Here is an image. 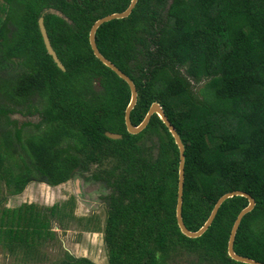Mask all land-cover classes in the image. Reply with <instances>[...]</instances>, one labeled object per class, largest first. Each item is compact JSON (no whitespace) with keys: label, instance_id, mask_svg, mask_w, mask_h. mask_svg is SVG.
I'll return each instance as SVG.
<instances>
[{"label":"trees","instance_id":"1","mask_svg":"<svg viewBox=\"0 0 264 264\" xmlns=\"http://www.w3.org/2000/svg\"><path fill=\"white\" fill-rule=\"evenodd\" d=\"M130 2L0 0V181L10 197L76 177L109 192L102 226L77 220L66 205L57 209L59 222L101 232L108 264H169L178 252L208 264H242L228 257L227 243L247 199L225 201L200 239L182 236L174 139L156 115L140 135L127 134L129 87L92 54V25ZM45 9L64 16L47 15L45 25L66 72L41 35ZM95 38L99 53L136 87L132 126L158 103L182 140L187 230L198 232L224 194L245 192L256 204L241 220L234 251L264 264V0H138L129 17L103 24ZM11 218L0 224V245L8 235L17 260L36 258L45 214L24 207ZM58 264L93 263L66 254Z\"/></svg>","mask_w":264,"mask_h":264},{"label":"rangeland","instance_id":"2","mask_svg":"<svg viewBox=\"0 0 264 264\" xmlns=\"http://www.w3.org/2000/svg\"><path fill=\"white\" fill-rule=\"evenodd\" d=\"M12 119L18 120L20 124L29 122L38 124V118L29 119L13 116ZM144 143L146 147H150L148 140H145ZM156 153L157 151L154 150V153L151 154L153 158L156 157ZM95 169L96 167H91L90 177L96 171ZM8 191L6 184L0 181V203H2L0 206L1 225L5 223L6 218L12 219L11 217L14 216L15 212L24 207H36L43 211L45 222L39 230L41 238L33 243L38 250L36 258L25 263L17 260L10 251V245L16 241H13L7 235L5 242L0 245V264H58V262L64 259L66 254H70L71 257L77 260H90L93 264H108L101 232L91 233L85 231V228L78 222H59V214L57 213L58 207L66 205V209L68 208L69 211L72 208L75 210L77 220L88 221L94 219L96 225L100 223L102 226L106 217V209L101 202V197H104L106 193L99 185L92 184L91 182L87 183L85 179L76 177L68 184H64L58 188L33 184L19 197H10ZM72 204H75V206L73 207ZM5 209L10 213L2 215L1 212ZM5 215L8 217L1 218ZM18 221L20 219L17 218L16 222L18 223ZM20 228L24 227L20 225ZM20 228L14 230H18L19 234L21 233ZM4 231L6 229L2 230V232ZM34 232L35 230L32 231V233ZM20 236L18 235V237ZM9 239H12V241ZM169 264L208 263L199 261L196 255L191 256L185 252H178L171 258Z\"/></svg>","mask_w":264,"mask_h":264},{"label":"water","instance_id":"3","mask_svg":"<svg viewBox=\"0 0 264 264\" xmlns=\"http://www.w3.org/2000/svg\"><path fill=\"white\" fill-rule=\"evenodd\" d=\"M138 0H131L129 6L127 7V9L121 13H114V14H110L106 17H103L99 20H97L91 27V33H90V46H91V51L93 56L95 57V59L97 61H99L104 67H106L107 69H109L112 73L116 74L121 80H123L129 87L130 90V102L129 105L125 111V115H124V124H125V128L127 131V134H129L130 136H138L141 133H143L146 130V127L148 126L150 119L153 115H157L158 118L162 121V123L164 124V126L167 128V130L169 131L170 135L172 136V138L174 139L175 145L178 148L179 151V164H178V185H177V201H176V209H175V218H176V223H177V227L181 233L182 236H184L185 238L189 239V240H197L200 239L208 230V228L211 226V224L213 223L219 208L221 207V205L227 201L228 199H231L233 197H244L247 199L248 201V205L247 207H245L243 210L240 211V213L238 214V216L236 217L233 226L231 228L230 234H229V239H228V243H227V255L228 257L237 262V263H242V264H262L260 262H257L255 260H252L250 258L247 257H243L240 256L238 254H236V252L234 251V242H235V237H236V233L237 230L239 228V225L241 223V220L243 219V217L250 213L254 207H255V201L254 199L247 193L242 192V191H234V192H229L224 194L223 196H221L218 201L216 202V204L214 205L208 219L206 220V222L204 223L203 227L196 233H192L189 230H187V228L185 227L184 223H183V218H182V206H183V189H184V180H185V170H184V165H185V147L182 143V140L180 139V136L178 135L176 129L172 126V124L169 122V120L167 119L162 107L158 104V103H153L151 105V107L149 108L147 114L145 115V118L143 119V122L137 126L134 127L131 124V113L133 112V110L135 109L136 103H137V99H138V93L136 90V87L134 85V83L132 82V80L125 75L123 72H121L114 64H112L109 60H106L98 51L97 46H96V32L97 30L105 23L114 21V20H121V19H125L127 17L130 16V14L132 13V11L134 10L136 4H137ZM51 15H55L57 17L60 18H64V16L55 11V10H51ZM39 27H40V31L44 40V44L46 47V50L48 52V55L50 57H52L54 63L57 65V67L62 71V72H66L65 67L63 66V64L61 63V61L58 58L57 53L55 52L49 36L47 34V30L45 28V22L44 19H41L39 21ZM106 137L112 141H119L122 139L121 136L119 135H112V134H106Z\"/></svg>","mask_w":264,"mask_h":264},{"label":"flooded vegetation","instance_id":"4","mask_svg":"<svg viewBox=\"0 0 264 264\" xmlns=\"http://www.w3.org/2000/svg\"><path fill=\"white\" fill-rule=\"evenodd\" d=\"M53 10V9H52ZM47 15H51V9H45L44 10V12H43V14H42V17L39 19V21L41 20V19H44V22H45V18H46V16ZM39 24V23H38ZM45 28H46V25H45ZM39 29H40V27H39ZM46 30H47V28H46ZM41 32V31H40ZM47 34H48V31H47ZM42 35V34H41ZM49 36V35H48ZM43 38V37H42ZM51 42V41H50ZM157 116V115H156ZM158 117V116H157ZM152 118V117H151ZM90 176V175H89ZM86 177V176H85ZM82 179V178H81ZM84 179V178H83ZM74 180V179H73ZM71 182V181H70ZM87 183H88V181H86ZM90 183V182H89ZM96 185V184H95ZM102 188V187H101ZM103 189V188H102ZM104 190V189H103ZM105 191V193H106V195L104 196V197H101V202L103 203V205L105 206V209H106V204H105V201H104V198L106 197V196H108L109 195V192H107L106 190H104ZM2 206H4V205H2ZM106 212H107V210H106Z\"/></svg>","mask_w":264,"mask_h":264}]
</instances>
